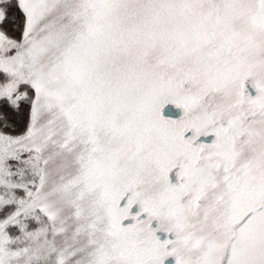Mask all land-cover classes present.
Returning a JSON list of instances; mask_svg holds the SVG:
<instances>
[{
    "label": "snow or ice",
    "instance_id": "1",
    "mask_svg": "<svg viewBox=\"0 0 264 264\" xmlns=\"http://www.w3.org/2000/svg\"><path fill=\"white\" fill-rule=\"evenodd\" d=\"M0 264H264V0H0Z\"/></svg>",
    "mask_w": 264,
    "mask_h": 264
}]
</instances>
